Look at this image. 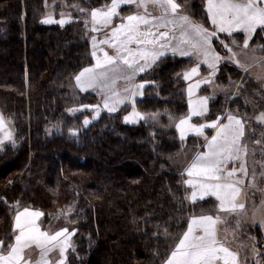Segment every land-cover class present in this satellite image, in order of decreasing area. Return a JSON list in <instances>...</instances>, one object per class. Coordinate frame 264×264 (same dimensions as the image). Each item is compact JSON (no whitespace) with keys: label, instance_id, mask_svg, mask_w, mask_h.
<instances>
[{"label":"trees","instance_id":"16d2710c","mask_svg":"<svg viewBox=\"0 0 264 264\" xmlns=\"http://www.w3.org/2000/svg\"><path fill=\"white\" fill-rule=\"evenodd\" d=\"M53 1L0 0V113L16 135L0 150V239H13L17 202L19 208L46 215L71 208L68 223L75 232L66 264H164L193 215L217 212L216 198L195 203L186 198L185 178L172 164L197 138L184 144L177 130H162L149 119L128 124L124 117L133 108L130 101L85 124L93 111L79 106L102 108V97L89 88L75 99L72 86L77 74L96 64L91 37L104 33L87 30L78 19L64 26L45 24L46 5ZM110 2L91 0L89 6ZM178 2L182 12L212 27L206 0ZM136 11L134 4L120 9L123 16ZM221 40L229 43V38L220 34L213 41L224 56ZM197 63L166 54L138 73V84L146 83L143 95L135 97L136 110L163 114L164 127L169 114L176 119L186 115L183 73ZM219 69L215 81L220 84L240 76L227 64ZM223 99L211 101L208 114L194 122L222 118Z\"/></svg>","mask_w":264,"mask_h":264},{"label":"snow or ice","instance_id":"6c2138e0","mask_svg":"<svg viewBox=\"0 0 264 264\" xmlns=\"http://www.w3.org/2000/svg\"><path fill=\"white\" fill-rule=\"evenodd\" d=\"M133 4L137 8L135 13L121 15L122 5ZM150 7L155 11H149ZM181 9L182 5L178 0H111L102 7L92 8L91 31L99 33L107 30L105 38L99 41V44L110 45L114 53L109 54L103 47L98 48L97 36L93 35L92 56L96 59V64L77 74L76 84L84 91L100 87L110 93L104 97V107L109 112L116 111L117 104L130 101L133 111L124 117L126 122H137L138 119L155 120L158 113L144 114L135 108V97L138 94L143 95L140 89L146 83H134L137 73L144 72L166 52L171 51L174 55L178 53L182 57L196 54L198 63L183 73L184 79L190 80L198 74L200 62L206 63L212 69L209 73L211 77L215 75L218 63L224 59L215 50L214 39L219 38L222 33L229 37L234 33H243L242 49H248L258 30L264 31V0H206L211 28L196 21ZM60 15L61 19L56 22L61 25L71 19L66 18L65 13ZM53 19L50 13L43 22L52 23ZM117 19L119 23L115 22ZM88 22L85 21L86 26ZM231 43L236 45L238 41L232 39ZM221 44L230 53L228 59L247 72L249 65L241 63L237 53L225 40H221ZM255 50L264 51V45H256ZM98 51L102 56L97 55ZM253 60L264 65V57L253 56ZM261 78L257 76V79ZM118 79H124L128 84L122 92L113 87ZM201 83H210V80L197 79L189 84L188 113L175 123L182 142L188 133L203 136L205 141L206 151L197 152L184 170L188 178L183 180V183L191 188L190 196L186 198L195 203L198 199L211 195L219 202L220 211L238 214L246 207L240 197L243 193L244 177L249 175L246 163L247 146L242 142L245 121L239 115L229 113L227 122H222L221 118L217 117L204 123H193V117H204L208 111L209 97L194 96ZM239 86L238 84L237 88ZM79 107L92 108L96 115H99L98 105ZM169 118L172 119L170 114ZM257 120H264V112L260 113ZM84 123H89L87 117ZM209 128L214 130L210 137L205 134V130ZM70 131L75 133L74 129ZM0 133H3L0 135V145L5 140L15 142L2 113ZM252 180L254 183V172ZM17 209L13 223V239H0V264H51L49 253L53 250H58L60 256L55 264H65L66 251L72 247L70 237L75 229L70 231L64 227L49 232L38 224L39 218L44 215L43 212L27 207L19 210L18 202ZM255 215L254 212V219ZM221 220L220 215H193L188 221L186 231L164 264H240L239 253L230 249L219 238L218 224ZM260 225L264 227V219H261ZM33 246L40 250L39 258L35 261L25 255V250ZM253 250L255 252L254 244Z\"/></svg>","mask_w":264,"mask_h":264},{"label":"rangeland","instance_id":"374dc122","mask_svg":"<svg viewBox=\"0 0 264 264\" xmlns=\"http://www.w3.org/2000/svg\"><path fill=\"white\" fill-rule=\"evenodd\" d=\"M90 1L91 0H54L53 2L46 5L45 16L46 18L51 13L54 17L53 22L45 24H59L56 21L61 19V13H65L66 18L70 17L71 19H69L68 22L63 25L60 24L61 26H64L77 19L84 23L86 20H88L89 22L87 25V30L90 31L92 27L90 23ZM80 9H85L86 11L82 12L80 11ZM150 9L155 11L151 7ZM57 15H59V17H57ZM116 23H119L118 19ZM106 31L107 30H103L98 35L104 33L105 36ZM258 31L260 32V34H258L259 32H257V34L253 36L248 49H242L243 33H234L232 37L228 36L229 47H232L233 50L237 53L241 63L249 65L247 72L244 70V68H241L239 65L235 64L234 61L228 59L230 53L226 51V54L223 56L224 59L222 61V65L227 64L230 67L239 70L240 76L237 79L229 80V83L227 85L220 84L218 83V81H215L219 77V72L221 71L220 69L216 70L214 76L209 77V73H211V70L209 71L207 69L202 71L201 67L196 76L198 78H203V80H210L211 85L209 83H201V90L204 89V91H206L207 88L209 91V95L213 98L212 101L217 100L220 97L225 98L223 100L226 103V106L223 109L222 118H226L229 113H232L234 115H239L245 121V135L242 138V142L247 146L246 163L249 170V175L247 177H244V184L242 186L243 193L240 197V200L245 203L246 207L238 214L222 212L217 207V212L216 214H214V216L220 215L222 217L221 222L218 224L219 238L225 243L228 242L230 246H232L239 252L240 264H264V227L260 225L261 219H264V203H262L264 202V175H262L264 174V120H257V117L260 115V113L264 112V65L256 63L253 60V56L264 57V51H254L256 45H264V31ZM224 35L227 36L226 34ZM104 36H102V38L97 37L98 47H103L110 50L108 47L111 46L99 44V41H102L104 39ZM232 39L237 40L238 44L233 45L231 43ZM113 53L114 50L109 51V54ZM97 55L102 56V53L98 51ZM258 75L262 78L257 79ZM134 83L138 84L136 80L134 81ZM238 84L240 86L237 88ZM127 86L128 84L124 79H118L113 85V87L117 91L121 92ZM91 89L97 91L100 94V96L102 97L103 107L99 108V115H96L95 111L92 108H84L91 109L93 111V119H89V123L87 124H90L92 121L98 119L100 113L103 110L108 111V109L104 107V97L105 95H110V93L100 87H94ZM81 91L84 92V90H81L75 82V85L72 86V95L75 99L80 98ZM234 102L236 105L232 106L231 104ZM121 105L122 104L116 105V111ZM132 111L133 108H129L127 115ZM163 117V114L159 113L158 117L155 120H149L157 123V125L162 130H177L175 128V123L178 122L179 119L169 118L168 126L164 127L161 123ZM139 120L140 119H138L137 122L128 121L127 123L137 124ZM190 134L192 133H188L185 140L182 142L178 132V138L182 143L185 144L190 139V137L188 138ZM204 144V138H197L194 143L179 152L172 159L173 166L185 179L188 178L186 173L184 172L185 168L191 163L193 157L198 151L205 150ZM231 166L232 165L230 164L229 167ZM253 172L255 173L254 183L252 180ZM238 175L241 174L238 173ZM187 188L191 193V188L188 186ZM190 193L188 194V196H190ZM22 209L23 208H19V210ZM254 212L256 213L255 219L253 218ZM71 214V208L61 209L47 215L44 213V215L39 218L38 224L42 229L49 232H55L64 227H67L71 231V226H69L68 223ZM238 221L239 226L237 227ZM73 234L70 237L72 247L66 251V258L69 250L73 248ZM253 244L255 245V252L253 250ZM39 252L40 250L33 246L30 249L25 250V255L26 258H30L32 261H35L39 258ZM49 258L51 264H55V262L60 258L58 250H53L52 252H50Z\"/></svg>","mask_w":264,"mask_h":264},{"label":"crops","instance_id":"0c3cea01","mask_svg":"<svg viewBox=\"0 0 264 264\" xmlns=\"http://www.w3.org/2000/svg\"><path fill=\"white\" fill-rule=\"evenodd\" d=\"M220 40V39H219ZM213 46H214V42H213ZM214 48H215V50L217 51V52H219L218 51V49L214 46ZM220 53V52H219ZM166 54H173L171 51H168V52H166L165 53V55ZM221 54V53H220ZM176 55H178V56H180L178 53L176 54ZM221 56H222V54H221ZM184 57H192V58H195V59H197L196 58V54H192L191 56H184ZM223 57V56H222ZM222 61H223V59H221V61L218 63V65H217V70H218V68H219V66L222 64ZM201 65H204L205 67H207V69L210 71V72H212V69H210L209 67H208V65L206 64V63H202V62H200V67H201ZM200 69V68H199ZM197 76V75H196ZM194 77V78H192V79H190V80H186L187 81V83H188V85H187V87H186V94H187V97H188V87H189V84H192V83H194L197 79H202L203 80V78H198V77ZM210 85H211V83H209ZM201 85L202 84H200V86H199V88L198 89H196V91L194 92V96H207V97H209V100H208V104H207V108H208V111H209V106H210V103H211V101H212V96H210L209 94H203L202 92H201ZM188 99H189V97H188ZM208 111H207V113L205 114V116L208 114ZM204 116V117H205ZM204 117H200V118H204ZM195 119H197L196 117H193V119H192V122L193 123H196V122H194V120ZM221 121L222 122H227L226 121V118L225 117H223L222 119H221ZM7 122V121H6ZM204 122H206V121H204ZM204 122H201V123H204ZM7 124H8V127L11 129V132H12V134H13V137H14V141H15V138H16V135H15V132H14V130H13V128H12V126L10 125V123H8L7 122ZM209 131H212V133L211 134H208V132ZM205 134L206 135H208L209 137L211 136V135H213L214 134V130L213 129H211V128H209V129H206L205 130ZM0 135H3V133H0ZM193 136H195V137H197V138H204L203 136H198V135H196L195 133H192V134H190L189 136H188V138L189 137H193ZM10 143H13L12 141H9V140H5L4 142H3V144L2 145H0V150H2L6 145H8V144H10ZM201 151V150H200ZM200 151H198V152H200ZM204 151H206V148H205V150ZM189 165H187V167H188ZM186 167V168H187ZM185 168V169H186ZM185 172V171H184ZM186 173V172H185ZM187 175V174H186ZM206 197H214V196H211V195H209V196H206ZM206 197H204L203 199H205ZM215 198V197H214ZM198 200H202V199H198ZM197 200V201H198ZM219 230V229H218ZM230 249H232V250H234V251H237L235 248H233L232 246H230L229 244H228V242H226L225 243ZM238 252V251H237ZM239 253V252H238ZM239 258H240V254H239Z\"/></svg>","mask_w":264,"mask_h":264}]
</instances>
